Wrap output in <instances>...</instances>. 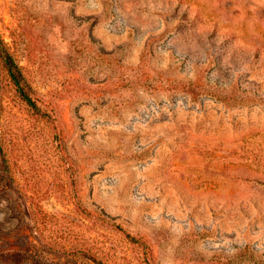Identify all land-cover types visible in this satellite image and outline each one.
<instances>
[{
  "label": "rangeland",
  "instance_id": "obj_1",
  "mask_svg": "<svg viewBox=\"0 0 264 264\" xmlns=\"http://www.w3.org/2000/svg\"><path fill=\"white\" fill-rule=\"evenodd\" d=\"M0 264H264V0H0Z\"/></svg>",
  "mask_w": 264,
  "mask_h": 264
},
{
  "label": "trees",
  "instance_id": "obj_2",
  "mask_svg": "<svg viewBox=\"0 0 264 264\" xmlns=\"http://www.w3.org/2000/svg\"><path fill=\"white\" fill-rule=\"evenodd\" d=\"M0 52L1 56L4 60V62L7 65V68L9 70V74L11 75L12 79L14 80V83L18 86V89L20 92L25 96V98L32 104H35V102L31 99V97L23 90V87L20 85V79H19V71L16 67L12 56L7 51L5 44L3 40L0 38Z\"/></svg>",
  "mask_w": 264,
  "mask_h": 264
}]
</instances>
